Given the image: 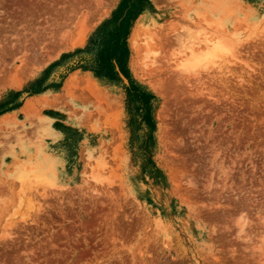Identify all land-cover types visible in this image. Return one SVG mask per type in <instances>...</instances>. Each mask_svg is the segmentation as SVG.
I'll return each mask as SVG.
<instances>
[{
  "label": "rangeland",
  "instance_id": "374dc122",
  "mask_svg": "<svg viewBox=\"0 0 264 264\" xmlns=\"http://www.w3.org/2000/svg\"><path fill=\"white\" fill-rule=\"evenodd\" d=\"M121 1L0 0V264H264V0H145L113 78L14 96Z\"/></svg>",
  "mask_w": 264,
  "mask_h": 264
},
{
  "label": "trees",
  "instance_id": "16d2710c",
  "mask_svg": "<svg viewBox=\"0 0 264 264\" xmlns=\"http://www.w3.org/2000/svg\"><path fill=\"white\" fill-rule=\"evenodd\" d=\"M143 1L145 0H122L111 16L99 24L86 47L63 54L59 61L51 65V67H55L62 64V68L58 69L50 80L46 79L50 73L48 69L43 78L36 80L34 85L17 91L14 96L17 97L24 91L36 93L50 86H57L67 73L75 68L88 69L96 76L106 74L113 78L111 62L119 65L121 70L124 69L128 54L127 38L130 33L131 21L141 12ZM94 48L97 50L91 54L90 52ZM127 92L130 95H136L143 108H149L148 94L144 91L131 85ZM18 105L19 103L15 100L6 101L0 105V113Z\"/></svg>",
  "mask_w": 264,
  "mask_h": 264
},
{
  "label": "bare ground",
  "instance_id": "6f19581e",
  "mask_svg": "<svg viewBox=\"0 0 264 264\" xmlns=\"http://www.w3.org/2000/svg\"><path fill=\"white\" fill-rule=\"evenodd\" d=\"M188 28H189V26H188ZM190 28H191V27H190ZM143 32H144V31H143ZM198 32H199V31H198ZM136 33H137V32H136ZM183 34H184V33H183ZM185 34H186V33H185ZM191 34H192V33H191ZM191 34H190V35H191ZM194 34H195V33H194ZM211 34H212V33H211ZM188 36H189V34H188ZM211 36H212V35H211ZM190 37H191V36H190ZM192 37H193V36H192ZM206 37H207V36H206ZM206 37H203V38L206 39ZM212 37H215V36L213 35ZM212 37H211V38H212ZM134 38H135V37H134ZM142 38H143V37H142ZM151 38H152V37H151ZM186 38H187V37H186ZM186 38L184 37L185 40H187ZM196 38H197V37H196ZM215 38H216V37H215ZM217 38H218V37H217ZM217 38H216V39H217ZM136 39H137V38H136ZM144 39H145V38H144ZM152 39H153V38H152ZM193 39H194V38H193ZM197 39H198V38H197ZM207 39H208V41H209V39H210L209 36L207 37ZM207 39H206V40H207ZM220 39L223 40L224 38H220ZM134 40H135V39H134ZM134 40H133V41H134ZM214 40H215V39H214ZM136 41H137V40H135V42H136ZM141 41H142V40H141ZM151 41H152V40H151ZM196 41H197V40H196ZM208 41H204V42H206L207 44H209L211 40L209 41V43H208ZM217 41H218V43H214V42L211 41L210 44L213 43V46L209 44L210 47H208L207 44L203 45L202 50L204 49V46H206V48L208 47L207 49L209 50V52H208L207 54L209 55V57H212V58H215V57H222V56H224L225 54H227L228 52H230V53H229L230 55L228 54L229 56H231V55L233 54L232 51H231V50H232V45H231L230 42H228V41H226V40H225L226 42H223V41H224V40H223L222 42H223L224 44L219 48L218 46H220L219 44H220V41H221V40L217 39ZM198 42H199V41H198ZM198 42H196L197 46H201V45L198 44ZM201 42H202V41H201ZM204 42H203V43H204ZM136 43H137V42H136ZM147 43H148V42H147ZM194 43H195V42H194ZM194 43H193V44H194ZM199 43H200V42H199ZM143 44H144V43H143ZM185 44H186V43H185ZM185 44H184V45H185ZM188 44H189V43H188ZM215 44L218 45L216 48L214 47ZM139 45H140V44H139ZM146 45H147V44H146ZM216 45H215V46H216ZM193 47H194V46H193ZM193 47H192L191 49H194V48H195V47H194V48H193ZM145 48H147V47H145ZM187 48H188V47H187ZM189 48H190V47H189ZM196 48H197V47H196ZM210 48H212V49L210 50ZM199 49H200V47H199ZM189 50H190V49H189ZM192 51H193V50H192ZM199 51H200V50H199ZM199 51L197 52V54H195V55H196L195 57L192 55L193 58H192V57L188 58V56L186 57L187 59L184 60V61H185V63H184V64H185V67L187 66V67L191 68L192 66H194V65H196V64H197L196 66H198V64H199V63H198L199 59H200L199 62H201L200 64H205L204 62H206L207 60L204 61V60H203L204 58L201 59V56H199L200 58L197 56L198 53H199ZM205 51H207V50H205ZM134 52H135V51H134ZM183 52H184V51H183ZM190 52H191V51H190ZM184 55H185V54H184ZM186 55H187V54H186ZM188 55H189V54H188ZM200 55H201V54H200ZM225 56H227V55H225ZM206 59H207V58H206ZM203 61H204V62H203ZM212 61H213V59H212ZM189 68H188V69H189ZM50 98H51V97H50ZM48 99H49V98H48ZM51 100H52V99H51ZM42 101H43V100H42ZM37 102H38V101H37ZM50 103H51V102H50ZM47 104H48V103H47ZM24 110H25V109H24ZM6 115H7V114H6Z\"/></svg>",
  "mask_w": 264,
  "mask_h": 264
}]
</instances>
